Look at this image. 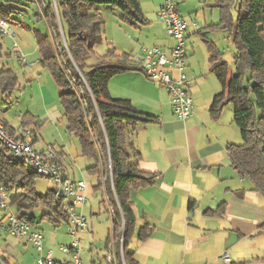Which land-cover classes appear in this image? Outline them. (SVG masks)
Here are the masks:
<instances>
[{
  "label": "trees",
  "instance_id": "1",
  "mask_svg": "<svg viewBox=\"0 0 264 264\" xmlns=\"http://www.w3.org/2000/svg\"><path fill=\"white\" fill-rule=\"evenodd\" d=\"M214 1L218 21L211 27L227 32L233 60L230 68L220 60L222 51L217 45L204 41L209 70L222 87L213 96L209 114L216 120L226 104L233 106L232 119L242 142L226 146L230 165L248 178L253 190L264 198V0ZM101 6L117 9L128 25L139 27L146 23L139 0H48L41 3L38 15L46 21L48 32L36 31L35 43L41 64L49 68L58 86L66 131L77 137L80 155L93 161L86 167L88 174L97 178L93 189L102 187L108 198L112 232L105 248L108 252L112 239L119 263L135 264L133 251L128 249L135 226L130 193L151 185L156 175L139 169L140 153L127 135L137 124L153 122L156 116L137 110L128 99L109 94L112 76L129 70L145 74L141 62L130 54H117L108 44L106 57L87 69V59L103 41ZM12 10L0 4V19L8 20ZM17 85L15 71L0 70V93L9 94ZM31 117L30 113L23 115L21 126L31 124ZM1 123L13 137H23L6 121ZM36 176L34 168L9 156L0 142V187L6 194L7 206L12 205L22 222L31 227L38 223L31 212L43 207L40 219L59 227L67 222L65 205L56 202L52 189L44 194L35 192ZM259 229H264V223ZM151 230L149 225L140 227L138 239L144 240Z\"/></svg>",
  "mask_w": 264,
  "mask_h": 264
},
{
  "label": "crops",
  "instance_id": "2",
  "mask_svg": "<svg viewBox=\"0 0 264 264\" xmlns=\"http://www.w3.org/2000/svg\"><path fill=\"white\" fill-rule=\"evenodd\" d=\"M176 1L181 15L179 1ZM37 2L40 6L42 2L47 3L46 0ZM161 2L162 0H139L141 9L145 10L143 13L148 16L143 14L146 22L144 24L147 25L146 40L152 47H159L168 54L167 48L172 41L167 38L165 27L157 16ZM42 19L44 20L43 17ZM2 20L10 25L9 21ZM44 22L46 24L45 20ZM189 22H192L190 26L193 28L189 29L187 25L186 37H190L191 32L202 33V30H195L200 28L199 23L196 24L192 19ZM225 32L220 34L221 44L228 37ZM134 34L137 35V32ZM206 40L215 43L212 39ZM129 50L132 58L140 63L144 57V50L142 52L140 49L141 53H132L133 47ZM19 52L17 51L23 61L24 57L20 50ZM21 64L26 63L23 61ZM22 69L29 73V66ZM208 71L210 72L209 67ZM206 73H208L206 69L201 71L202 77L198 78L195 71L192 73L187 71L186 76L190 81L188 93L192 97L193 113L185 120L173 114L170 98L160 88L156 93L163 101H158L154 107L144 92L136 93L116 89L115 86L109 87L111 97L128 99L137 110L156 116L153 122L137 124L127 135L128 141L140 153L137 161L139 169L146 174L156 175L151 185L134 189L130 193L135 217L130 241L135 235L137 240L132 247L129 245L128 249L133 251L132 258L135 264H221L220 258L223 253L228 251L233 253L234 247L242 238L255 235L259 226L264 223V198L253 190V184L248 178L240 176L230 165L226 153V146L229 143L238 142L239 130L233 123V112L232 115L229 112L224 114V106L218 119H213L209 114L213 96L221 92L222 87L220 83L218 86L214 84L212 77ZM120 74L131 77L140 84H149L154 89L153 82L160 86L156 78H150L139 70H129ZM205 79L210 90L201 95L199 88ZM35 93L43 94L41 89ZM41 107L37 116H40L43 122L53 123L61 116L63 118L62 111L56 106L41 103ZM36 140L37 138L34 139L32 146ZM64 142L67 144L63 143L59 151H55L50 145L58 157L60 172L65 178L80 180L62 161L64 157L69 156L77 159L78 147H75L77 144L69 139ZM85 194L86 196L92 194V186L85 184ZM107 206L111 219L112 211L108 202ZM82 207L78 208L81 213ZM95 219H99L98 214L93 221ZM86 221L87 229L79 233L93 235L92 226L88 228V220ZM145 225H149L152 230L149 231L148 237L139 240V229ZM60 246L58 252L62 254ZM51 253L53 259L58 261L53 256L55 252ZM228 256L229 261L226 264L231 262L230 255ZM63 259L64 256L59 260ZM118 262L117 260V264ZM94 263L92 261V264Z\"/></svg>",
  "mask_w": 264,
  "mask_h": 264
},
{
  "label": "rangeland",
  "instance_id": "3",
  "mask_svg": "<svg viewBox=\"0 0 264 264\" xmlns=\"http://www.w3.org/2000/svg\"><path fill=\"white\" fill-rule=\"evenodd\" d=\"M37 1L39 0H0V3L6 8H13L10 13L11 20H7L10 22L13 38L0 34V70L4 68L11 69L18 75L17 87L9 94L0 93V122H8V124L15 129V132L20 131L19 133H27L31 141L37 138L33 146L38 151L46 150L51 147L55 151H59L62 144L66 143L64 141L67 139L76 142L77 146L75 145V147H78L76 152L78 153L77 159L73 156H69L64 157L62 161L71 172L73 171L75 177H78L77 179L84 180L86 186H92V194L87 196L86 205L82 207V213L78 209L80 207L77 208V212L79 211L84 215L86 220H88V228L92 226V232L94 233L93 235H89L86 232L77 234L78 239L80 238V247L82 248L79 252V258L81 264H92V261L95 262L94 264H108L105 260V256L107 257L108 255L105 247L107 238H109L108 235L111 237L112 232L111 219L107 206L108 198H106L102 187L96 190L93 189V186L97 182V178L95 175L88 174L86 171V167L92 165L93 161L80 155L77 137L66 132L65 120L62 116L53 123L43 122L40 116H37L42 109L41 103H47L49 106L54 105L62 111L59 101L58 86L49 68L41 64V54L37 48V43H35L36 31L42 34L48 32V26L45 24L42 17L38 16L39 13H41V6ZM178 1L181 8L182 19L187 23L188 28H193L190 26L192 22H189L190 19H192L196 24L199 23L200 26L199 29L195 30H202L200 34L191 32L190 37L184 36L185 51L188 52V55L183 61V72L188 76L187 71L190 73L195 71L199 78L202 77L201 71L206 69L208 72L206 74H209L214 84L218 86L219 82L216 77L208 71V53L204 40L212 39L215 41L222 51L220 60L228 63L230 68L233 60V49L231 40L228 37L225 39V42L221 44L222 38L219 37L220 34L225 31L211 27L212 23L215 24L218 21V10L214 7L215 1ZM100 8V12L104 19L103 41L99 42V44L94 47V54L87 59V69H91L92 65L106 57L105 53L109 48L108 44L114 48L117 54H122L124 51L130 54V47H133L132 53H141L140 49L143 52L145 48L152 47L150 42L146 40L148 36L146 35V24L140 25L139 27L128 25L129 23L126 24V22L122 21L120 12L117 9L111 10L105 6H101ZM142 11L145 12V10ZM143 14L148 17L145 13ZM134 32H137V35L134 34ZM13 39L17 43L16 47L13 45ZM18 50L21 51L24 57L23 61L26 63L24 65L21 64L23 61L17 53ZM27 66H29V73H25L22 69ZM230 71H232V69ZM153 83L155 89L149 84L143 85L134 81L131 77L117 74L109 79L108 90L110 86H115L116 89H122L124 91L136 93L144 92L152 101V106L155 107V103L163 101L162 97H158L156 90L158 91V88L164 90V88L160 87L155 82ZM38 89L42 90V95H36L35 92ZM209 90L210 86L208 81L206 79L202 80L199 88L201 95L206 94ZM163 92L166 91L164 90ZM227 112L232 115L233 106L231 103L225 105L223 113L226 114ZM27 113L32 115V122L28 126L22 127V116ZM241 142V136L240 133H238L237 143L240 144ZM50 145L52 146L50 147ZM34 182L35 192L40 194H44L54 187V182H52V180L39 175L35 177ZM43 210L44 208L40 207L31 212L35 215L36 221H38L37 225L32 227V229L43 234V253L51 250L55 252L53 256L56 259H62L64 255L63 253L60 254L58 251L60 245H67L70 243V237L67 233L68 225L63 222L59 227H53L45 219L41 220L40 217ZM12 214L18 215L12 205H8L6 208H0V264H36L39 253L36 251L34 245L26 239H19L12 236L7 229H1L2 227L8 226V219ZM97 214L99 219L93 221ZM136 240L135 235L129 243L130 247L134 245ZM263 251L264 229H259L255 235L242 238L234 247L233 253L232 251L227 252L231 259V262L228 264H264V259H262ZM118 264L120 263L118 262ZM221 264L226 263L221 260Z\"/></svg>",
  "mask_w": 264,
  "mask_h": 264
},
{
  "label": "built area",
  "instance_id": "4",
  "mask_svg": "<svg viewBox=\"0 0 264 264\" xmlns=\"http://www.w3.org/2000/svg\"><path fill=\"white\" fill-rule=\"evenodd\" d=\"M157 10L158 19L163 23L172 44L167 48L168 54L159 47L145 48L141 65L145 74L150 78H156L160 86L169 95L173 114L179 119L185 120L193 113V101L188 93L190 81L183 72V61L186 56L184 36H186L187 24L181 18L176 0H162ZM0 34L13 38L10 25L2 19H0ZM13 43L16 47L17 43L14 39ZM18 53H20L19 50ZM0 142L13 159L34 168L37 175L54 182L53 196H55L56 202L65 205L68 214L67 233L70 237V243L60 246L64 259L57 261L53 259L51 251L43 253V234L22 222L17 215H10L8 226L1 229H7L12 236L26 239L33 244L39 253L36 264H81L79 252L82 248L77 234L87 229V221L79 211L77 212V208L86 204L85 181L63 177L60 172L58 157L51 148L42 151L34 149L27 133H23V137H13L9 135L1 122ZM6 198V194L0 187V207H7ZM108 249L107 262L117 264L112 239ZM228 258L229 256L225 252L220 259L226 263L229 261Z\"/></svg>",
  "mask_w": 264,
  "mask_h": 264
}]
</instances>
